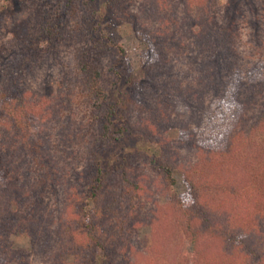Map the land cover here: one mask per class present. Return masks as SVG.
<instances>
[{
	"label": "trees",
	"instance_id": "trees-1",
	"mask_svg": "<svg viewBox=\"0 0 264 264\" xmlns=\"http://www.w3.org/2000/svg\"><path fill=\"white\" fill-rule=\"evenodd\" d=\"M134 1L107 0V24L131 16L148 41L144 82L157 90L153 80L173 71L169 56L187 55L197 64L198 86L178 89V95L188 104L194 100L201 112L210 109L224 127H212L204 143L189 132L182 144L192 156L185 158L172 148V140L156 135L169 118L167 109L175 106L171 81H163L165 90L156 100H146L115 41L114 23L103 34L96 32L102 20L94 14L93 0L70 29L48 22L43 34L37 31L38 40L44 36L51 49L64 38L75 42L72 73L63 86L51 94L21 87L19 73L36 60L31 44L17 49L23 61L0 82V264H33L36 257L37 264H264V81L259 80L264 78L255 72L257 64L243 68L238 50L237 20L244 13L239 7L252 2L228 0L219 22L211 0H154L153 11L139 0L140 11L130 13ZM179 5L182 19L175 12ZM64 14L59 21L64 22ZM47 53L41 49L40 54ZM106 54L111 57L104 68ZM105 74L131 82L126 97L109 98ZM79 104L90 110L77 118L73 107ZM135 104L139 119L130 107ZM138 120L140 130L134 129ZM130 132L157 142L158 153L141 155L170 190L167 203L149 205L151 230L140 249L124 230L145 225L139 202L151 195L142 180L146 164L134 165L136 150L123 153L121 162L108 169L92 160ZM74 145L85 149L84 165L62 173L58 150ZM175 170L185 187L182 194L173 188ZM118 203L124 208L109 210ZM17 234L27 238L29 250L15 244ZM172 237L182 238L190 250L178 245L169 250Z\"/></svg>",
	"mask_w": 264,
	"mask_h": 264
},
{
	"label": "rangeland",
	"instance_id": "rangeland-1",
	"mask_svg": "<svg viewBox=\"0 0 264 264\" xmlns=\"http://www.w3.org/2000/svg\"><path fill=\"white\" fill-rule=\"evenodd\" d=\"M87 1L89 0H0V82L7 77V70H9V72L17 70L15 63L17 62V64L20 65L23 61L21 55L24 54L17 49L24 48L31 44L33 51L37 52L36 60H29L28 68L22 69L21 73H19L24 85L21 87L27 90H34L38 93L51 94L55 92L56 88L63 86L64 80H67L72 73L71 60L73 51L71 48L75 46V42H70V40L64 38L60 41L58 46L51 49L47 45V41L43 39L44 36L41 37V40H38L36 34L37 31L43 34L45 32L43 27L45 25L47 26L48 22L51 24H60L55 25L59 30H61L60 28L63 25L68 29L74 27V22L78 21V15L84 13L87 9ZM93 1L95 8L94 14L97 18L101 17L102 20L99 25L100 27H97L99 29H96V32L103 34L106 29L110 30L111 25L114 23V33L118 38H115V41L120 44L125 51L126 61L133 70L134 82L143 93L147 92L146 100L150 102L156 100V95L160 91L165 90L163 81L172 82L169 83L168 89L169 91L170 88L172 90L171 92L173 94V99L175 100V106L167 109L169 118L166 123H162V128L164 129H158L156 135L161 137L164 136L168 140H172V148L178 149L181 155L185 158H190L192 156V151L185 148L184 144H182L183 139H188L189 132L195 134V142L204 143L208 135L211 134L209 130L213 131L214 128L221 130L224 127V122L211 113L210 109L201 112V108L194 106V100L188 101L189 105L185 98L179 96L177 93L178 89H184L188 85H191L194 88L198 86L197 78L199 77V72L195 69L197 64L192 62L191 58L187 57V55L178 57L169 56L175 64L173 71L162 75L161 80L159 78L153 80L158 85V89L152 90L153 88L147 86L144 82L147 78L144 67L150 60L148 41L144 35L134 27V22L131 16L123 20H113L114 22L111 21L107 24L111 17L107 0ZM249 1L252 3H245L239 7V9L244 10V13L242 17L237 20V25L241 33L238 50L243 55V68L248 69L250 65L257 64L255 72H258L261 77L264 78V0ZM159 2H161V0H158V3ZM225 2L228 3V0H211L210 2V10H213L211 12H216V8L218 9L216 16L219 22L220 20H224L225 15L222 12L228 10ZM212 3L217 4L214 5ZM138 5L139 0L134 1L132 6L129 4L130 13L140 11ZM152 5L154 7H152ZM72 6H74V9L76 10L75 16L71 13ZM141 7L144 9L146 8L149 11L157 9L154 0H145V3L141 4ZM230 9L231 8H229V10ZM62 12H67V14H64L66 15L64 22L63 20L59 21V16H61L60 13ZM175 12H177L179 19H182L181 16H184L185 11L182 6L179 5ZM191 20V18H188L185 21L189 22ZM187 28L188 25L184 24L183 30H186ZM44 48L48 50L46 55L40 54L41 49ZM192 49H194V47H192ZM13 51H15V55ZM110 57V55L106 54L103 58L104 68L109 66ZM104 78V83L110 99L116 100L117 95L119 94L122 97H126L125 92L128 91L131 82L127 81L124 83L121 80L117 81L110 74H105ZM259 80L264 81V79ZM206 99H209V97L206 96ZM210 101L211 100H209L208 103H210ZM136 105L137 104H135V106L130 105V107L134 118L139 119L140 106L138 107ZM73 110L76 117L79 118L80 116L86 115L87 112H89L90 107L89 105L83 106L79 104L74 105ZM131 110L129 114L130 116ZM0 119L1 121L3 120L1 117ZM85 120L86 117L82 120L84 122L83 124L86 123ZM136 124L137 126L134 129L140 130L142 128L140 126V120H138ZM54 126H57L56 122L54 123ZM138 133L139 132H130L125 134L122 139L109 145L110 147L107 150L96 154L92 160H99L102 167L108 169L114 164L118 165L121 162L123 153L136 150L139 154L135 156L134 165L141 166L142 163L146 164L142 170V180L146 182V186L150 190L151 195L150 199H144L139 202L142 204L140 206V211L144 218L145 225L139 226V228L132 231L129 229L124 230V233L129 237V240H132V242L140 249L145 246L146 239L149 237L151 230L150 225H148L150 219L149 214L146 213L147 209L150 207L149 205L153 206L155 201L159 204L167 203L169 200L167 192L170 190L166 187L164 178L158 174L156 170L151 168L150 165H147L148 159H145L141 155L144 154V152H146L145 154L158 153L159 147L157 142L145 139L142 135H138ZM179 138L182 139L180 140ZM84 154L85 149L82 146L76 145L72 146L70 149L61 148L58 150V166L61 168L60 171L62 173L65 172L71 174L74 169H79L80 165H84ZM174 176L176 182L173 185V188L177 190L176 192H178V194H182L185 187L181 181L180 173L175 170ZM67 178L73 180L70 177ZM114 196L117 198L119 195L116 194ZM51 201H53L52 196L50 197V202ZM87 203L91 206L92 201H87ZM120 205L121 204L118 203L116 206H110L109 210L123 209L124 206L123 208H120ZM13 239L16 245L29 250L27 248L29 247V244H27V238L24 235H13ZM177 245L181 247V249L189 248L190 250V244H187L179 237H172L167 244L168 249L171 251H174V248ZM37 259V257L35 259L32 258V263L37 264Z\"/></svg>",
	"mask_w": 264,
	"mask_h": 264
}]
</instances>
